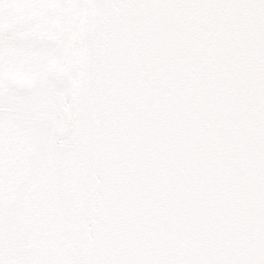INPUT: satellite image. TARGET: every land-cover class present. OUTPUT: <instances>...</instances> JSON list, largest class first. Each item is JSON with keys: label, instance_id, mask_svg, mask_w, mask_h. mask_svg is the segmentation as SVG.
<instances>
[{"label": "snow or ice", "instance_id": "snow-or-ice-1", "mask_svg": "<svg viewBox=\"0 0 264 264\" xmlns=\"http://www.w3.org/2000/svg\"><path fill=\"white\" fill-rule=\"evenodd\" d=\"M0 264H264V0H0Z\"/></svg>", "mask_w": 264, "mask_h": 264}]
</instances>
